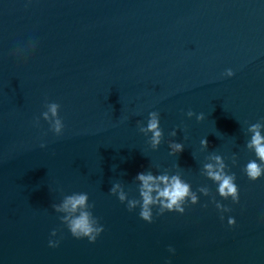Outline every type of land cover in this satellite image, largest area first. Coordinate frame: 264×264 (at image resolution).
<instances>
[{
  "label": "water",
  "instance_id": "obj_1",
  "mask_svg": "<svg viewBox=\"0 0 264 264\" xmlns=\"http://www.w3.org/2000/svg\"><path fill=\"white\" fill-rule=\"evenodd\" d=\"M53 102L60 137L42 118ZM150 111L164 130L155 151L137 126ZM262 119L264 0H0V264H264V178L241 171L255 158L247 126ZM177 127L185 149L170 156ZM212 151L236 174L239 204L200 174ZM148 169L206 185L232 211L222 221L200 195L183 215L154 209L147 223L109 189L138 197L134 177ZM74 192L88 193L104 226L94 243L72 237L52 209Z\"/></svg>",
  "mask_w": 264,
  "mask_h": 264
},
{
  "label": "clouds",
  "instance_id": "obj_2",
  "mask_svg": "<svg viewBox=\"0 0 264 264\" xmlns=\"http://www.w3.org/2000/svg\"><path fill=\"white\" fill-rule=\"evenodd\" d=\"M32 0H27L31 3ZM27 6V5H26ZM222 75L226 78H231L235 75L231 68L226 69ZM61 105L59 103H50L47 105V111L42 113V118L49 125V131L55 136L60 137L64 134L65 123L60 116ZM189 119L195 117L197 122L205 119L204 113H195L189 110L186 113ZM40 118L34 120V126H39ZM247 123V122H246ZM139 132L147 138V143L150 148L158 150L164 142V130L161 127V115L159 111H150L148 113L146 124L143 121H137ZM186 132V129L179 127L174 128L169 136L172 139L167 141V147L170 156H178L185 149L184 142H177L174 138L177 132ZM246 135L250 137L246 141V148L249 152L254 153L253 159H250L241 171L247 176L250 181H257L264 178V119L256 123L248 124ZM187 135L184 140H187ZM41 148H46V143L40 144ZM201 150L209 149L207 137L200 140ZM195 159V157H193ZM231 163L233 166L237 163L236 154H232ZM226 158L216 152H210L200 169V174L212 181L216 185V193L222 200H231L233 204L240 202V190L236 183L237 177L231 171ZM134 181L137 184L138 197L129 196L124 187L120 183H114L109 189L110 194L116 196L121 204H125L129 212L139 209V217L147 223L154 221V209L156 215H163L166 212H175L183 215L186 208L200 203V195L211 197V203L220 213V219L223 221L225 213H230L232 209L212 194L210 188L206 185L198 187L195 191L192 185L187 182L183 175L168 169H151L141 171L136 174ZM202 207L207 208L205 203ZM95 204L89 202V195L86 192H74L64 196L60 202L53 203L52 209L59 215L61 223L67 228L68 232L75 239H87L90 243H94L104 231V226L100 219L94 215ZM227 223L230 227L236 224L235 217L229 216ZM57 229H53L50 233L48 241L49 247H59L62 236L57 237ZM168 251L175 254V249L169 246ZM167 264H171L170 260Z\"/></svg>",
  "mask_w": 264,
  "mask_h": 264
}]
</instances>
